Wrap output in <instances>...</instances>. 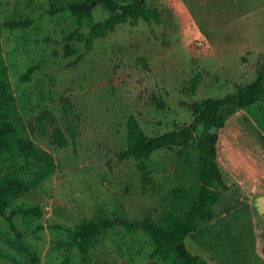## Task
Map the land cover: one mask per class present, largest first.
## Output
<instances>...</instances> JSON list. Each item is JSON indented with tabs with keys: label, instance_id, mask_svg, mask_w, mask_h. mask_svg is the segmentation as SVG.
I'll use <instances>...</instances> for the list:
<instances>
[{
	"label": "rangeland",
	"instance_id": "1",
	"mask_svg": "<svg viewBox=\"0 0 264 264\" xmlns=\"http://www.w3.org/2000/svg\"><path fill=\"white\" fill-rule=\"evenodd\" d=\"M120 5L135 0H114ZM157 16L121 24L93 49L72 33L90 34L110 11L96 4L79 23L71 2L0 0L3 68L10 93L0 113L16 129V146L0 156V179L23 184L0 216V264H181L176 249L124 222L173 229L197 199L198 139L149 158L124 156L135 116L152 137L190 123L193 106L237 92L257 77L264 55V0H147ZM30 21L26 28L7 21ZM35 71L23 81L29 70ZM202 75L196 91L193 79ZM61 131L66 144L55 140ZM219 183L186 238L208 264H264V102L238 109L222 129ZM37 206L38 214L16 213ZM110 218L83 254L78 224ZM15 227V228H14Z\"/></svg>",
	"mask_w": 264,
	"mask_h": 264
},
{
	"label": "trees",
	"instance_id": "2",
	"mask_svg": "<svg viewBox=\"0 0 264 264\" xmlns=\"http://www.w3.org/2000/svg\"><path fill=\"white\" fill-rule=\"evenodd\" d=\"M103 4L111 13L106 21L96 23L88 36L83 33H72L71 37H78L80 42H85L88 50L93 49L96 38H105L109 32H113L117 26L130 22L137 24L139 20L151 21L157 13L148 5L147 0H135L133 4L120 5L114 0H87L85 4L71 2L75 17L79 23L85 18L93 16L96 4ZM30 21H7L5 26L13 29L26 28ZM1 45V37H0ZM263 64L257 70V77L251 83L245 85L237 92L229 93L224 97H209L196 102L193 106V120L185 124L180 129L170 130L156 136H148L141 128L135 116H131L128 122V148L124 156L136 158H149L159 149L170 146H188L196 136L200 125H203L202 132L198 139L200 149V173L199 178L201 188L197 199L187 211L185 219L178 222L173 229H165L151 222H130L125 221L124 226L128 230L144 229L148 231L157 244L156 252L162 250L167 243L173 245L177 252L178 261L181 264H208L200 262V256L193 254L187 244L186 238L197 228L198 219L211 220L212 212L208 205L214 195L213 186L219 183L223 188L228 189L223 178V173L219 165L218 143L223 128L227 125L232 115L238 109H245L256 102H264V55ZM3 55L0 49V103L10 93V81L6 70L3 68ZM35 71L32 67L29 72L22 77L27 80ZM202 81V75L193 79V89L197 90ZM55 140L61 144H66V139L61 131L55 134ZM16 129L8 120L4 119L0 113V156L3 153L11 152L16 146ZM23 191V184L20 180L6 176L0 179V216H6V210L13 198L20 197ZM37 206H21L12 210L7 219L13 224V216L16 213L38 214ZM114 220L102 218L78 224L74 235L80 251L86 254L92 244L97 240L100 233L113 227ZM15 228V227H14ZM264 252V248H263Z\"/></svg>",
	"mask_w": 264,
	"mask_h": 264
}]
</instances>
